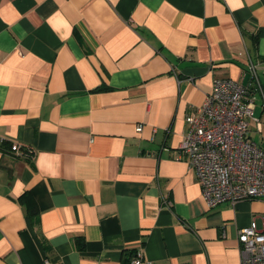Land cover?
<instances>
[{"label":"crops","instance_id":"0c3cea01","mask_svg":"<svg viewBox=\"0 0 264 264\" xmlns=\"http://www.w3.org/2000/svg\"><path fill=\"white\" fill-rule=\"evenodd\" d=\"M218 78L264 148V0H0V264L240 262L264 198L209 207L177 158Z\"/></svg>","mask_w":264,"mask_h":264},{"label":"built area","instance_id":"2783aa9c","mask_svg":"<svg viewBox=\"0 0 264 264\" xmlns=\"http://www.w3.org/2000/svg\"><path fill=\"white\" fill-rule=\"evenodd\" d=\"M254 81L256 68L250 65ZM213 92L186 116L188 131L178 159H187L197 172L209 207L227 200L264 198V148L248 136L255 98L250 85L218 78ZM137 129L142 130L139 124ZM11 149L30 156L19 143ZM242 258L236 264H264V229L252 222L238 231ZM138 252L128 264H141Z\"/></svg>","mask_w":264,"mask_h":264},{"label":"trees","instance_id":"16d2710c","mask_svg":"<svg viewBox=\"0 0 264 264\" xmlns=\"http://www.w3.org/2000/svg\"><path fill=\"white\" fill-rule=\"evenodd\" d=\"M20 201L22 202V205L27 206L28 215L31 221L34 223V225H38L39 224V213H38V209L36 207L35 201L33 199V196H30L29 193H24L20 197ZM78 246L80 249L84 248V242L82 244L81 243L78 244Z\"/></svg>","mask_w":264,"mask_h":264}]
</instances>
